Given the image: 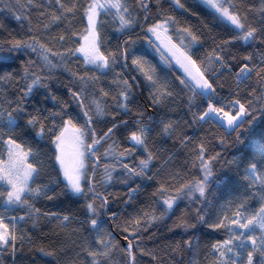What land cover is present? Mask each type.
Segmentation results:
<instances>
[{
	"label": "snow or ice",
	"instance_id": "obj_1",
	"mask_svg": "<svg viewBox=\"0 0 264 264\" xmlns=\"http://www.w3.org/2000/svg\"><path fill=\"white\" fill-rule=\"evenodd\" d=\"M2 10L0 264H264V0Z\"/></svg>",
	"mask_w": 264,
	"mask_h": 264
},
{
	"label": "trees",
	"instance_id": "obj_2",
	"mask_svg": "<svg viewBox=\"0 0 264 264\" xmlns=\"http://www.w3.org/2000/svg\"><path fill=\"white\" fill-rule=\"evenodd\" d=\"M192 2L193 0H188V3H192ZM7 3H8V0H0V22L5 24L9 28H13V27H16L15 21L10 18V16L8 15L6 11L2 10L4 5ZM53 210H56V209H53ZM169 223H171V221ZM37 242L39 243V240ZM29 255H31V253H29Z\"/></svg>",
	"mask_w": 264,
	"mask_h": 264
}]
</instances>
